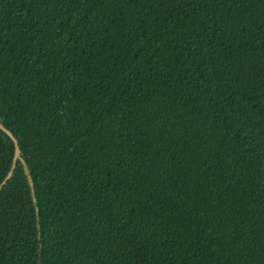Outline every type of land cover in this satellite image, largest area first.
<instances>
[{
  "label": "trees",
  "instance_id": "16d2710c",
  "mask_svg": "<svg viewBox=\"0 0 264 264\" xmlns=\"http://www.w3.org/2000/svg\"><path fill=\"white\" fill-rule=\"evenodd\" d=\"M0 124V264H264V0H0Z\"/></svg>",
  "mask_w": 264,
  "mask_h": 264
},
{
  "label": "water",
  "instance_id": "95a60500",
  "mask_svg": "<svg viewBox=\"0 0 264 264\" xmlns=\"http://www.w3.org/2000/svg\"><path fill=\"white\" fill-rule=\"evenodd\" d=\"M0 126L1 127H3V125L2 124H0ZM4 128V127H3ZM5 130L8 132V133H10V131L8 130V129H6L5 128ZM11 134V133H10ZM19 153V146L17 145V154ZM16 161H17V155H16V158H15V160H14V164H13V166H12V169L10 170V172L8 173V175H7V177H6V179L4 180V182L2 183V185L7 181V179L12 175V173H13V170H14V168H15V165H16ZM1 188V187H0Z\"/></svg>",
  "mask_w": 264,
  "mask_h": 264
}]
</instances>
